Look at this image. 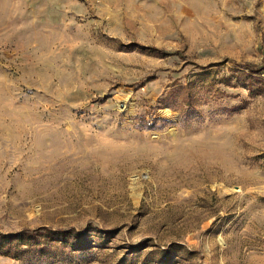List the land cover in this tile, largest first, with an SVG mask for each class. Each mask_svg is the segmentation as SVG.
Returning <instances> with one entry per match:
<instances>
[{"label": "rangeland", "instance_id": "rangeland-1", "mask_svg": "<svg viewBox=\"0 0 264 264\" xmlns=\"http://www.w3.org/2000/svg\"><path fill=\"white\" fill-rule=\"evenodd\" d=\"M0 264H264V0H0Z\"/></svg>", "mask_w": 264, "mask_h": 264}, {"label": "trees", "instance_id": "trees-1", "mask_svg": "<svg viewBox=\"0 0 264 264\" xmlns=\"http://www.w3.org/2000/svg\"><path fill=\"white\" fill-rule=\"evenodd\" d=\"M243 67H244V68H247V69L250 70V71H254V72H258L260 69H262L261 67L256 68V65L251 64V63H248V62L244 63V64H243ZM255 69H256V70H255Z\"/></svg>", "mask_w": 264, "mask_h": 264}]
</instances>
